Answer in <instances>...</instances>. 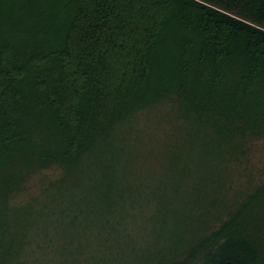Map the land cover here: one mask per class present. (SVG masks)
<instances>
[{"label": "trees", "instance_id": "obj_1", "mask_svg": "<svg viewBox=\"0 0 264 264\" xmlns=\"http://www.w3.org/2000/svg\"><path fill=\"white\" fill-rule=\"evenodd\" d=\"M164 101L158 150L119 134ZM255 138L264 0H0V264H264Z\"/></svg>", "mask_w": 264, "mask_h": 264}, {"label": "rangeland", "instance_id": "obj_2", "mask_svg": "<svg viewBox=\"0 0 264 264\" xmlns=\"http://www.w3.org/2000/svg\"><path fill=\"white\" fill-rule=\"evenodd\" d=\"M177 122H181V120L175 119L170 102L164 101L155 106L136 111L134 115L119 126L118 132L120 135L124 134L128 141H137L142 145L151 146L158 150L166 140L167 131L170 128L173 129ZM250 144L251 147L244 162L250 168L249 170L254 177L259 180L264 177V139H252ZM141 160H138V166L142 164ZM143 162L142 167L144 169H141V173L144 179L141 180V184L146 181V176L149 178V183L154 184L161 177L171 175V168H158L156 165L157 160L154 157L144 159ZM59 173L60 168L58 166L41 169L33 174L23 189L12 197V200L15 202L26 200L32 194H36L47 180L58 176ZM238 179L244 181L245 174H239ZM151 205V202H145L143 205L145 212L143 214L139 213L135 219L138 221L143 220V216L151 210ZM132 219H129V223H132Z\"/></svg>", "mask_w": 264, "mask_h": 264}, {"label": "water", "instance_id": "obj_3", "mask_svg": "<svg viewBox=\"0 0 264 264\" xmlns=\"http://www.w3.org/2000/svg\"><path fill=\"white\" fill-rule=\"evenodd\" d=\"M221 264H231V262L229 260H226V261L222 262Z\"/></svg>", "mask_w": 264, "mask_h": 264}]
</instances>
